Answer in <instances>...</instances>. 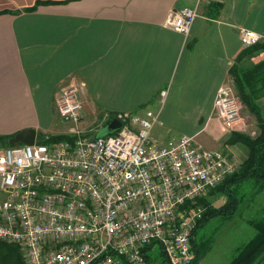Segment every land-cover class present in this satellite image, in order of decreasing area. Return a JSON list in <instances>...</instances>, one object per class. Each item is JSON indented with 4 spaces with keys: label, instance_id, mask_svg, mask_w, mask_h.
I'll list each match as a JSON object with an SVG mask.
<instances>
[{
    "label": "crops",
    "instance_id": "obj_1",
    "mask_svg": "<svg viewBox=\"0 0 264 264\" xmlns=\"http://www.w3.org/2000/svg\"><path fill=\"white\" fill-rule=\"evenodd\" d=\"M40 1L54 3L27 10ZM196 5L188 35L166 26L172 9ZM242 28L261 37L253 66L264 60V0H0V135H52L58 95L78 88L86 115L160 111L162 141L189 136L203 146L209 130L219 139L212 149L241 163L243 143L228 139L258 133L256 116L243 111L225 135L209 119L218 88L234 85ZM257 103L264 116V95Z\"/></svg>",
    "mask_w": 264,
    "mask_h": 264
},
{
    "label": "built area",
    "instance_id": "obj_2",
    "mask_svg": "<svg viewBox=\"0 0 264 264\" xmlns=\"http://www.w3.org/2000/svg\"><path fill=\"white\" fill-rule=\"evenodd\" d=\"M198 15L197 5L172 9L165 24L188 35ZM240 34L245 47L261 40L254 30ZM56 106L73 140L36 139L0 153V240L21 246L26 264H148L149 245H161L169 264H191L203 209L182 208L240 163L189 136L162 141L154 135L160 111L104 113L101 125L116 117L122 126L95 137L78 126V88L59 94ZM241 110L235 88L222 85L209 120L225 135Z\"/></svg>",
    "mask_w": 264,
    "mask_h": 264
},
{
    "label": "trees",
    "instance_id": "obj_3",
    "mask_svg": "<svg viewBox=\"0 0 264 264\" xmlns=\"http://www.w3.org/2000/svg\"><path fill=\"white\" fill-rule=\"evenodd\" d=\"M42 3L54 2L40 1L27 10H35ZM254 47L256 46L246 47L238 54L236 59L238 63L232 67L231 74L241 101L249 107L258 120L259 132L255 137L233 132L228 139L229 143H234L237 139H240L242 143L247 145L249 152L247 157L240 163L239 169L229 175L223 183L216 186L225 196V202L223 204L213 206L206 199L198 198L195 201L187 202L183 206V213L188 209L199 206L204 208L202 216L197 220L192 230L191 241L195 256L191 264H199L202 258V251L195 240L198 229L216 216L233 218L239 209L241 189H243L242 186H245V184L251 185L253 188L252 194L254 195L264 191V116L257 103V100L264 95V60L248 68L241 64L243 58L248 56ZM105 113H109L112 116L117 114L112 112ZM103 114L101 113L99 118ZM13 136L15 135H0V147L17 145L9 142ZM38 138L48 143L61 140H73V137L68 134H39ZM249 223L254 227L256 233L249 241L237 249V253L229 264H264V214L261 218L250 220ZM0 248H2V251L13 263L15 261V264H25L26 261L24 260L25 257H23V251L18 244L0 240ZM158 248V255L161 258V262L168 263L161 245H158ZM152 251L153 245H149L144 251L148 259V264H156L159 261L157 256H155L157 260L154 261L155 258L152 255Z\"/></svg>",
    "mask_w": 264,
    "mask_h": 264
},
{
    "label": "rangeland",
    "instance_id": "obj_4",
    "mask_svg": "<svg viewBox=\"0 0 264 264\" xmlns=\"http://www.w3.org/2000/svg\"><path fill=\"white\" fill-rule=\"evenodd\" d=\"M241 64L248 68L251 67L253 62L250 61L249 55L244 57ZM233 87L235 88L237 95L238 90L233 82ZM249 110V107L242 106L241 112ZM251 111V110H250ZM252 112V111H251ZM253 113V112H252ZM254 114V113H253ZM98 113L95 116L86 115L83 113L81 122L78 124L79 128L89 136H94L101 131L103 125L102 118ZM56 132L54 134H66L70 124H66L62 121L59 116L57 106H56ZM255 125L256 123L253 122ZM255 129V127H251ZM250 137H255L257 134H248ZM198 141L202 143L205 148L212 149L214 145L219 141L214 133L209 130H205L199 138ZM241 142L240 139H237ZM236 141V142H237ZM38 143L43 142L41 138L37 139ZM6 148L0 147V153ZM236 149L241 153V159L247 157L249 148L246 144L236 145ZM232 160V159H231ZM236 161V160H235ZM240 163L239 161H237ZM241 189V202L236 215L233 218H223L216 216L209 220L207 224L198 229L195 240L198 247L202 251V258L199 264H229L232 258L237 253V249L243 246L247 241H249L255 235L254 227L249 223L250 220L261 218L264 214V191L258 194H252L253 188L251 185L242 186ZM1 195V191H0ZM199 198H204L213 206H219L225 202L224 194L216 187L207 192L204 196ZM199 208H202L199 206ZM204 209V208H202ZM23 253V252H22ZM159 248L156 246L152 251V255L155 258L158 257V262L156 264H169L161 262L159 258ZM24 257V256H23ZM25 260V258H24ZM14 261V260H13ZM25 262V261H24ZM0 264H15L9 259L0 248ZM26 264V262H25Z\"/></svg>",
    "mask_w": 264,
    "mask_h": 264
},
{
    "label": "water",
    "instance_id": "obj_5",
    "mask_svg": "<svg viewBox=\"0 0 264 264\" xmlns=\"http://www.w3.org/2000/svg\"><path fill=\"white\" fill-rule=\"evenodd\" d=\"M122 126L121 121L118 118H112L107 123H105L101 131L97 134H95V137L105 136L108 134L113 133L117 129H119ZM37 132L33 128H26L21 131H19L15 136H13L9 142L11 144H18V143H24V144H30L33 145L36 141Z\"/></svg>",
    "mask_w": 264,
    "mask_h": 264
}]
</instances>
